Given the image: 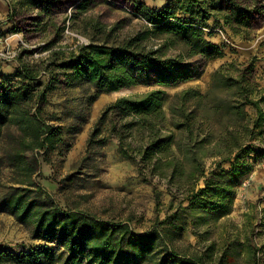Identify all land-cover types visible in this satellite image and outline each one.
<instances>
[{"label":"trees","instance_id":"trees-1","mask_svg":"<svg viewBox=\"0 0 264 264\" xmlns=\"http://www.w3.org/2000/svg\"><path fill=\"white\" fill-rule=\"evenodd\" d=\"M52 1L11 0L8 20L16 24L13 31L30 32L14 20L17 7L49 15ZM87 1L75 7L88 9ZM205 2L171 0L156 8L133 0L129 9L143 20L141 29L121 37L115 35L119 24L96 20L83 26L88 43L56 46L59 36H55L31 48L21 46L16 71L11 75L0 71V150L6 159L0 162V185L12 191L3 205L19 223L31 227L35 237L58 243L67 251L59 264L142 263L155 253L160 257L154 264H226L232 260L231 256L226 260L223 251L212 259L214 244L207 246V254L197 253L183 237L192 220L206 215L220 219L232 211L235 184L247 173L249 156L264 142V86L256 81L253 60L222 64L212 72L205 92L187 88L171 96L162 89H151L119 97L102 110L88 139L89 148L108 125L124 158L142 161L145 175L168 179L188 200L187 206L181 201L174 206L171 200L167 209L173 211L163 219L157 217L148 231L134 233L124 221L112 223L76 208L61 209L37 181L38 159L28 156L39 149L49 152L62 140L63 128L50 124L43 114L49 93L62 77L67 86L84 88L81 110L68 113L80 120L73 125L76 131L103 92L140 84L175 85L199 77L196 64L188 59L199 57L205 64L224 53L208 39L204 24L212 14L221 15L226 3ZM230 3L233 7L221 15L225 23L234 31L249 27L256 3ZM169 48L179 53L167 56ZM37 50L46 54L31 61L23 59ZM206 159L214 161L209 170L203 163ZM3 167L9 169L5 175ZM201 180L203 187L198 186ZM34 192L41 193L40 197H34ZM17 258L27 264H56L47 246Z\"/></svg>","mask_w":264,"mask_h":264},{"label":"rangeland","instance_id":"rangeland-1","mask_svg":"<svg viewBox=\"0 0 264 264\" xmlns=\"http://www.w3.org/2000/svg\"><path fill=\"white\" fill-rule=\"evenodd\" d=\"M10 1L7 0L8 12L0 17V53L8 52L15 56L4 58L0 54L3 65L10 63L9 61L14 62L13 64L18 62L20 65L18 53L21 46L31 48L38 42L55 36H59L56 46L88 43L90 38L83 26L96 20L109 25L119 24L115 35L121 37L141 29L144 25L143 20L133 15L129 9L133 0H88L90 7L84 11L75 7L82 0H54L51 2L54 8L49 15L35 9L25 11L17 7L18 13L14 20L30 32H20L22 42L16 46L15 40H12L17 34L13 31L16 24L8 20L11 14ZM138 1L149 6V3L168 4L171 0ZM210 1L206 0L205 3ZM222 1L226 3V9L221 15L227 13L229 7H233L232 3L227 4L229 0ZM236 1L256 3L253 6L255 12L251 24L234 31L220 14L208 17L204 30L209 34L208 39L220 45L224 53L221 57L207 60L205 64L199 57L188 59V62L196 64V74L199 77L175 85L140 84L122 88L118 93L103 92L86 111V118L81 122L78 131L73 125H77L80 120L74 114L68 113L81 110L85 99L84 88L69 87L63 82V77L61 78V83H57L56 88L49 93L43 114L50 124L63 128L62 140L49 152L39 149L28 153L30 158H37L39 161L40 175L37 181L51 193V198L61 209L76 208L112 223L124 221L134 233H140L152 229L157 217L163 219L166 212L173 211L167 209L171 200L174 201V206L180 201L183 206L188 205V200L183 199L182 191L168 182V179L145 175L142 161L124 158L119 153L118 139L110 136L108 132V125L102 128V133L96 138L98 142L91 148L88 146V139L102 110L119 97L151 89H162L171 96L187 88L205 92L212 72L227 62L236 60L246 63L253 60L256 81L264 86V0ZM72 14L76 16L71 17ZM35 27L40 30L34 31ZM58 27L61 29L59 32ZM178 53L179 49L176 48L166 50L167 56ZM45 54L37 50L35 54L24 56L23 59L31 61ZM168 105L169 100L164 105L166 110ZM262 106L264 107V103ZM104 137L105 140L101 143ZM258 145L245 166L247 173L235 184L232 211L220 219L206 215L200 220L194 219L190 222L183 240L195 246L197 253L207 254V246L214 244L212 259L223 251L226 260L229 256L232 257L226 264H264V142H259ZM4 157L0 150V162L6 161ZM213 162L212 159L203 161L206 170H209ZM224 166L230 168L229 163ZM2 172L5 175L9 169L3 167ZM46 180L48 187L45 186ZM198 186L203 187L204 181L201 180ZM11 192L9 187L0 185V250L3 251L0 264H27L17 257L30 253L38 246L50 247L56 264L61 263L67 251L60 244L46 243L35 237L31 227L19 223L7 212L2 198ZM40 195L39 192L33 193L34 197ZM177 244L189 253L194 252L193 249L181 246L182 243ZM249 247L253 250L250 251ZM159 257L155 253L145 262L132 260L129 264H154ZM207 264H213V261H207Z\"/></svg>","mask_w":264,"mask_h":264},{"label":"crops","instance_id":"crops-1","mask_svg":"<svg viewBox=\"0 0 264 264\" xmlns=\"http://www.w3.org/2000/svg\"><path fill=\"white\" fill-rule=\"evenodd\" d=\"M8 6H9V4H8L7 0H0V17H4V15L8 12ZM149 6L156 7V8H163L164 6H166V2L159 3V4H157V3H149ZM12 40H15V45L17 46L20 42H22V37H21V35L19 33H17V34L14 35V37H12ZM6 42H8V41L6 40ZM9 62L10 63H7L6 65H3V62L0 59V71H2L3 74L11 75L18 68L19 63L17 61L16 62L18 64L17 63L13 64L14 62H12V61H9ZM4 160H6L5 157H4ZM47 184H49V183H47V180H46L45 186L48 187ZM9 195H10V193L5 195L4 198H2V202Z\"/></svg>","mask_w":264,"mask_h":264},{"label":"built area","instance_id":"built-area-1","mask_svg":"<svg viewBox=\"0 0 264 264\" xmlns=\"http://www.w3.org/2000/svg\"><path fill=\"white\" fill-rule=\"evenodd\" d=\"M1 56H3L4 58H13L15 55H12L8 52H3V53H0Z\"/></svg>","mask_w":264,"mask_h":264},{"label":"bare ground","instance_id":"bare-ground-1","mask_svg":"<svg viewBox=\"0 0 264 264\" xmlns=\"http://www.w3.org/2000/svg\"><path fill=\"white\" fill-rule=\"evenodd\" d=\"M120 90L114 91L115 93H118Z\"/></svg>","mask_w":264,"mask_h":264}]
</instances>
